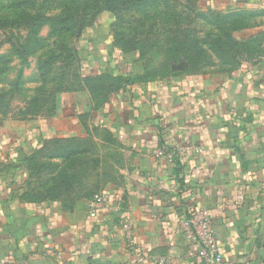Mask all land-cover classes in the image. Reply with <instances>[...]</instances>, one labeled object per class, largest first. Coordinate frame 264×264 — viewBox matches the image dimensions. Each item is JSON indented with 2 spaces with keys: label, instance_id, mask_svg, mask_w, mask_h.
Here are the masks:
<instances>
[{
  "label": "crops",
  "instance_id": "0c3cea01",
  "mask_svg": "<svg viewBox=\"0 0 264 264\" xmlns=\"http://www.w3.org/2000/svg\"><path fill=\"white\" fill-rule=\"evenodd\" d=\"M210 4L258 46L229 73L162 74L117 47L109 28L93 31L80 43L85 83L61 96L56 114L23 135L0 130V264H201L181 230L199 210L213 220L220 264H264V0ZM71 140L89 144L91 160L113 152L111 177L97 174L80 201L51 202L33 164ZM158 149L174 161H159ZM99 194L109 207L90 216L86 202Z\"/></svg>",
  "mask_w": 264,
  "mask_h": 264
},
{
  "label": "rangeland",
  "instance_id": "374dc122",
  "mask_svg": "<svg viewBox=\"0 0 264 264\" xmlns=\"http://www.w3.org/2000/svg\"><path fill=\"white\" fill-rule=\"evenodd\" d=\"M211 1L121 0L115 17L103 11L106 0H0V130L23 135L56 114L61 96L85 77L80 43L93 31L106 34L115 20L124 38L135 37L156 66L169 58L173 71L229 73L251 47L239 44L233 17ZM108 153L93 160L90 154L61 159L55 171L51 165L45 187V177L35 176L40 195L51 202L80 201L97 174L100 183L111 177L103 175L106 164L116 161ZM96 163L100 169L91 174L90 164Z\"/></svg>",
  "mask_w": 264,
  "mask_h": 264
},
{
  "label": "built area",
  "instance_id": "2783aa9c",
  "mask_svg": "<svg viewBox=\"0 0 264 264\" xmlns=\"http://www.w3.org/2000/svg\"><path fill=\"white\" fill-rule=\"evenodd\" d=\"M156 157L164 163H172L173 157L164 149L156 150ZM107 196L95 195L87 200L86 209L90 216H96L101 209L108 208ZM126 245L134 249L136 245L135 232L130 220L121 224ZM181 230L188 242L196 247V254L201 264H220L223 254L220 250L216 233L213 227V220L208 212L199 210L186 215L181 220ZM155 264H173L168 258H159Z\"/></svg>",
  "mask_w": 264,
  "mask_h": 264
},
{
  "label": "trees",
  "instance_id": "16d2710c",
  "mask_svg": "<svg viewBox=\"0 0 264 264\" xmlns=\"http://www.w3.org/2000/svg\"><path fill=\"white\" fill-rule=\"evenodd\" d=\"M120 2H121V0H106V4H105L103 11H107L108 13H112L115 17H117L118 14L122 11L121 6L123 3H120ZM97 13H98V10L96 8L95 14H97ZM90 15L92 16V14H90ZM227 16L233 17V30H232V32H233L235 38L237 39V41L239 42V44L243 45V46L249 45V47H251V51H250V48L248 50H246L247 55H248L247 58L252 57L253 54L255 53V51L258 49V46H255V43H252L251 41L238 39L236 37V33L241 27V24H240L241 21L237 20V18L232 14H228ZM94 22H95V20L93 21V18H92V21L88 26L94 25L93 24ZM121 30H122L121 25L118 24L115 20L113 22V24L111 25V34H112V37L114 39L115 45L117 47H119L124 53L136 54L139 56V58L141 60H146V61H148V63L152 64V62L145 56L144 48L142 46H140L141 43L135 37H133L132 40H130V38L125 39ZM253 47H254V49H253ZM169 57H170V59L174 58L172 56H169ZM163 64H165L164 69H162ZM166 64L167 65L169 64V58H166V61L162 63V66H161V73L162 74H166V73L171 71L169 68V65H168V69H166V67H167ZM240 64L241 63H238V65H240ZM185 72L186 73L187 72L195 73L196 71H185ZM85 80L86 79H84V78L81 79V81L78 83V87L81 86V84L85 83ZM107 81H108V79H106V77H104L99 81H93V84L102 85L103 83H106ZM58 106H59V103L56 106V110H57ZM83 145H88L91 148V146L87 143H80V142L77 143L74 140H71V141L66 143V146L64 148L58 149L56 146V148H54V151L52 152V150H51L50 152H48L45 155V157L43 158V160L42 159H36L35 160V162L33 164V173L35 174L36 177L38 175H41V180L45 177L47 182H45L43 184V187H45L44 185L50 181L49 176L51 173V171H50L51 165H52V169H54V171L57 168H59L58 167L59 164L55 165L54 162H52L53 159L67 160V159H74L75 157H79L81 155H86V154L89 155V153L92 151V149L89 152L86 150H81V146H83ZM90 198L91 197H89L88 199H90Z\"/></svg>",
  "mask_w": 264,
  "mask_h": 264
}]
</instances>
